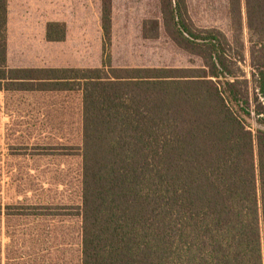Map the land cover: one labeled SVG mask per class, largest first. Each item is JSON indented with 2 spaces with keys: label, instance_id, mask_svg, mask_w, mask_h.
Masks as SVG:
<instances>
[{
  "label": "trees",
  "instance_id": "16d2710c",
  "mask_svg": "<svg viewBox=\"0 0 264 264\" xmlns=\"http://www.w3.org/2000/svg\"><path fill=\"white\" fill-rule=\"evenodd\" d=\"M228 7L233 43L194 27L185 0H166L175 40L201 60L193 68L114 69L107 58L100 69L12 70L0 0V91L81 94L80 264H264V130L246 124L264 119V0ZM101 12L105 50L111 0ZM64 38L48 26L49 41Z\"/></svg>",
  "mask_w": 264,
  "mask_h": 264
},
{
  "label": "rangeland",
  "instance_id": "374dc122",
  "mask_svg": "<svg viewBox=\"0 0 264 264\" xmlns=\"http://www.w3.org/2000/svg\"><path fill=\"white\" fill-rule=\"evenodd\" d=\"M185 2L194 27L219 30L233 43L228 0ZM36 4L32 32L10 28L6 68L100 69L107 58L114 69L201 64L166 24V0H111L105 50L102 0L55 2L70 26L62 43L45 40L42 1ZM242 13L245 62L240 68L249 77L251 43L244 8ZM254 93L249 90L252 101ZM246 124L253 132L264 130V119L256 116L246 117ZM80 146L79 92L0 91V264H80Z\"/></svg>",
  "mask_w": 264,
  "mask_h": 264
},
{
  "label": "crops",
  "instance_id": "0c3cea01",
  "mask_svg": "<svg viewBox=\"0 0 264 264\" xmlns=\"http://www.w3.org/2000/svg\"><path fill=\"white\" fill-rule=\"evenodd\" d=\"M42 1V29L45 34V40L50 43H62L67 38V29L69 30L68 21L63 19L58 15L56 12V4L57 0H6V27H5V34H6V51L9 42V32L11 26H15L18 29V32L21 34L23 33L22 30H31L33 31V23L29 21L33 19V14L37 2ZM59 16V17H58ZM51 24H59L63 25L65 28V38L63 41H49L47 39V30L48 26ZM41 27V23H40ZM26 33V32H24ZM7 62V56H6ZM6 64V63H5ZM9 69V68H7ZM12 70L15 69H72V68H10ZM83 70V69H80ZM87 70V69H85Z\"/></svg>",
  "mask_w": 264,
  "mask_h": 264
}]
</instances>
